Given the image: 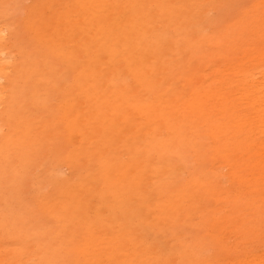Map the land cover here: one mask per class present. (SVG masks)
Returning a JSON list of instances; mask_svg holds the SVG:
<instances>
[{"label": "bare ground", "instance_id": "bare-ground-1", "mask_svg": "<svg viewBox=\"0 0 264 264\" xmlns=\"http://www.w3.org/2000/svg\"><path fill=\"white\" fill-rule=\"evenodd\" d=\"M80 1L84 6L96 8L98 12L91 14V9L84 8L80 11L82 20L79 23L85 29L90 23L96 31L101 29L106 35L103 49L113 52L116 55V62H119L122 56H126L134 69L145 73V86L153 88V91L148 94L141 91L143 87H137L123 72L118 74L117 70H113L110 78L118 79L119 84L116 82L113 86L108 80L104 82L102 78L87 82L86 91L92 102L86 100L83 104L84 109L79 108L81 98L77 97L75 100L77 119L72 120L73 116H68V124L65 126L58 124L60 110L52 106V87L44 85L45 91L42 96L50 102L46 106L50 109V116L40 118L36 124L29 120L32 125L28 135L30 137H13L9 146L4 144V136L0 138V173L12 171L14 166L12 163L16 156L28 155V161L34 164H47L50 153L52 155L54 153L52 149L55 151L58 148L55 153L57 163L67 164L74 176L80 177L82 182L70 191H60L58 194L46 195L42 187V193L38 197L39 208L33 206L31 209L30 203L18 200L5 182L0 181V226L6 231H15L24 239L16 248L24 255L25 261L31 264H44L43 262L57 264L56 256L66 257L67 246L77 241L74 235H77L78 221L86 217L91 218L99 231L96 246L87 253V264H126L121 258L126 262L137 259L139 264H191L189 257L185 259L183 256L168 255L162 245L159 244L160 248L148 237L147 229L151 230L164 224L163 218L179 224L187 223L185 216L180 218L175 214L174 208L178 211L185 208L184 193L189 194L193 185H196L197 192L202 186H207L198 174L202 165L196 167L193 164L194 156L197 160L205 162L209 155L206 142L201 137L203 130H209L218 137L214 151L220 161L227 155H235L238 147L236 143H227L225 140L230 124L226 102L230 105L231 101H226L228 88L224 78L221 79L220 86L206 82L196 88L193 96H188L187 91L192 87L187 84L186 89L180 91L178 85L173 83L174 75L178 73L186 76L195 84L201 72L196 71L197 75H187L183 69L176 71L175 67L164 59L163 54L171 47L170 42L177 34H181L185 41L193 32L197 33L200 29L202 33L198 36L200 40L198 46H204L205 41L211 37L204 33L205 25L215 17L205 8L207 0ZM189 10L193 12H188ZM1 31L4 33L5 28H0ZM2 32L0 39L3 38ZM230 32L232 34L229 36H235L233 30ZM66 34L67 32L61 37V45L65 51L68 50L66 42L63 41ZM235 37L239 40V36ZM112 42L118 43L116 49L112 48ZM92 43L98 47L100 42L93 40ZM79 54L81 56L82 51ZM73 57L78 59L75 54L71 55V58ZM6 63L0 60L2 81L0 106L4 104L0 121L6 112L13 118L14 114L24 118L20 102L25 101V108L31 105L30 96L22 99L29 94L30 87L27 88L29 92L19 96ZM147 66L150 67L148 72ZM15 70L18 71L16 68ZM60 70L56 73L61 72ZM224 72L225 75H229L227 70ZM56 73L48 76V80L51 84L59 86L61 82L58 81ZM242 78L246 80L251 98L255 99L253 93L255 86L251 74H244ZM6 80L11 84L9 93L6 92L7 84L3 83ZM79 80L80 78L74 79L73 82ZM72 86L74 85H69V88ZM257 89L264 92V85ZM163 90L166 92L159 95ZM214 98L219 101L217 105L223 104L222 118L216 117ZM190 115L195 116L194 122H190L188 118ZM99 121H102V124ZM202 122L206 123L204 128L200 126ZM142 123L145 127L142 133L132 134V128ZM67 130L73 131L74 135L70 148L66 143H59V138ZM164 131H167L166 135ZM187 131H190L188 134L190 136H187ZM237 132L239 133L240 129ZM238 138L239 142H244L241 137ZM141 140L146 145L145 148L142 147V153L137 148V143ZM220 140L227 149L223 148ZM162 152L171 153L179 160H171L168 166L163 163L159 166L155 163L153 155ZM25 158L24 156L23 160ZM97 159L100 162L104 161L103 171L94 166ZM28 161L26 166H30ZM183 163L192 169L191 175L181 182L183 185L175 204H165L162 202V193L168 191L167 194L170 195V186L181 178V170L185 168ZM222 165L231 166V163L227 161ZM236 171L240 175L242 163ZM151 176L158 188L163 210V214L154 220L151 219L148 210L155 198L148 188ZM43 179L45 175L41 176L40 181ZM42 184L44 186V182H41V186ZM111 209L113 215H106V210ZM188 210L185 209L184 214ZM46 213L57 218V228H45L41 224V219ZM202 222L206 223L204 212ZM160 235L158 232L156 239ZM192 252V248L189 247L188 255ZM254 261L253 264H261L258 259ZM195 262L194 264H210L201 263L198 258Z\"/></svg>", "mask_w": 264, "mask_h": 264}, {"label": "rangeland", "instance_id": "rangeland-1", "mask_svg": "<svg viewBox=\"0 0 264 264\" xmlns=\"http://www.w3.org/2000/svg\"><path fill=\"white\" fill-rule=\"evenodd\" d=\"M207 1L205 8L215 18L205 25L204 33L211 37L205 41L204 46H198L201 29L197 33L193 32L185 41L181 34H177L163 56L176 71L183 69L187 75H197L196 71L201 72L195 84L186 76L178 73L174 75L173 83L178 85L180 91H184L187 84H190L192 88L187 91L188 96H193L196 88L206 82L220 86L221 79L224 78L228 88L226 101H231L230 105L226 102L230 124L225 140L227 143H236L238 151L235 155H227L224 160H218L214 151L218 137L209 130H203L201 137L206 142L209 155L205 162L197 160L194 156L193 164L196 167L202 165L198 174L207 186H202L197 192L196 185H193L189 194L184 193L185 208L180 211L174 208L175 214L180 218L185 216L187 223L179 224L163 218L164 224L151 230L146 229L148 237L160 248L162 245L168 255L183 256L185 259L189 257L191 264L196 263L197 258L201 263L210 264H253L254 259L264 264V92L257 89L264 85V0ZM84 8L91 9V14L98 12L96 8L84 6L80 0H0V28H5L4 33L1 31L3 38L0 39V60L7 62L5 65L9 73L11 72L19 96L29 92L27 88L30 87L29 94L22 99L31 97V105L28 108H25V101L20 102L24 118L18 114H14L13 118L9 113H4L0 121V138L4 136L6 146H9L13 137L28 136L32 130L31 123L36 124L40 118L50 116V109L46 108L50 102L42 96L44 85L52 87V106L60 110L58 124L65 126L68 124V116L72 115V120L77 119V97L81 98L79 108L83 107L86 100L92 102L86 91L87 82L102 78L113 86L116 82L119 84L118 79L110 78L113 70H117L118 74L123 72L137 87H143L141 91L147 94L153 91V88L145 86V73L134 69L126 56L116 62V55L103 49L106 35L101 29L96 31L92 23L85 29L79 23L82 20L80 11ZM230 30H233L235 36H239V40L234 35L229 36L232 34ZM66 32L63 41L66 42L67 51L61 45V37ZM93 40L100 42L98 47L92 43ZM111 46L116 49L118 43L112 42ZM73 54L78 59L71 58ZM147 67L148 72L150 67ZM58 70L61 72L56 73ZM224 70H227L229 75H225ZM54 73L61 82L59 86L51 84L48 80V76ZM244 74H251L255 99L251 98L246 80L242 78ZM78 78L79 82H73ZM3 83L7 84L6 92L9 93L10 82L6 80ZM69 85L74 86L69 88ZM165 92L166 90H163L159 95ZM94 98L91 99L94 101ZM213 101L216 105V117L222 118L223 104L217 105L219 101L216 98ZM3 107L4 104L0 106V118ZM188 118L190 122L195 121L194 115ZM99 122L102 124V121ZM200 126L204 128L206 123L202 122ZM144 129L142 123L134 126L131 133H142ZM166 133L167 131H164L165 135ZM186 134L190 136V131ZM73 137V131L67 130L59 138V143H66L70 148ZM238 137L244 142H239ZM220 144H223L221 140ZM142 147L145 148L146 145L141 140L137 143L141 153ZM223 148L227 149V146L223 144ZM57 150L52 149L54 153H50L47 164H34L28 161V155L14 157L12 171L0 173V181L5 182L18 200L30 203L31 209L33 206L39 208L38 197L42 193V187L46 195L58 194L60 191H70L82 182L80 177L74 176L67 164L57 163ZM153 156L159 166L162 163L168 166L171 160H179L177 156L167 152ZM27 161L30 166H26ZM227 161L231 166L222 165ZM103 163L104 161L97 159L94 166L103 171ZM240 163L242 172L238 175L236 169ZM182 165L185 168L181 170V178L170 186V195L167 194L168 191L162 193V202L165 204H175L183 185L181 182L191 175L192 169L184 163ZM42 175H45V179L40 181ZM41 182H44V186H41ZM148 188L149 192H153V197L155 196L152 207L148 209L151 219L154 220L163 214V210L152 176ZM185 209L189 210L184 214ZM203 212L206 215V223L202 222ZM109 214L113 215L112 209L106 210V215ZM41 224L45 228H57V218L46 213L41 219ZM76 231V243L67 246L66 257L56 256L57 264H87V253L96 246L99 231L89 217L78 221ZM158 232L161 235L156 239ZM23 242L24 239L18 233L6 231L0 226V264H31L25 261L24 255L16 248ZM189 247L193 250L190 255ZM121 260L126 264H139L137 259L129 262L124 258Z\"/></svg>", "mask_w": 264, "mask_h": 264}]
</instances>
